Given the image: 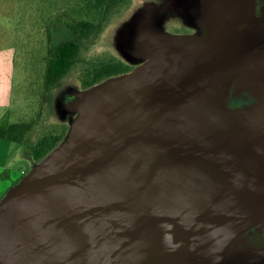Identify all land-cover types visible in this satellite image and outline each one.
Returning a JSON list of instances; mask_svg holds the SVG:
<instances>
[{
	"label": "water",
	"instance_id": "obj_1",
	"mask_svg": "<svg viewBox=\"0 0 264 264\" xmlns=\"http://www.w3.org/2000/svg\"><path fill=\"white\" fill-rule=\"evenodd\" d=\"M239 43L163 39L80 95L0 202V264H264V17ZM241 77L259 102L231 108Z\"/></svg>",
	"mask_w": 264,
	"mask_h": 264
},
{
	"label": "rangeland",
	"instance_id": "obj_2",
	"mask_svg": "<svg viewBox=\"0 0 264 264\" xmlns=\"http://www.w3.org/2000/svg\"><path fill=\"white\" fill-rule=\"evenodd\" d=\"M85 1L0 0L2 125L36 118L44 89L49 40L58 43L64 39L67 28L60 16L65 12L85 16ZM263 17L264 0H134L130 10L106 30L90 55L111 53L127 64L139 67L146 62L141 54L151 55L153 46L161 40L181 35L198 38L210 47H217L214 50L225 47L231 51L240 44L244 33ZM153 30L157 36H153ZM187 31L192 34H180ZM143 36L147 42L145 48L140 45ZM246 81L249 82L248 78L241 77L232 82L227 97L229 107L243 108L259 102L249 90L235 94V91L243 90ZM86 92L78 79L69 80L55 92L51 120L72 126L81 106L88 103L78 102V97ZM248 94L255 102H248L251 100L246 97ZM28 151L24 144L14 146V154L19 158L15 168L30 173L43 161L34 164Z\"/></svg>",
	"mask_w": 264,
	"mask_h": 264
},
{
	"label": "trees",
	"instance_id": "obj_3",
	"mask_svg": "<svg viewBox=\"0 0 264 264\" xmlns=\"http://www.w3.org/2000/svg\"><path fill=\"white\" fill-rule=\"evenodd\" d=\"M133 1L86 0L85 16L67 12L60 16L67 32L58 43L49 40L44 89L37 116L31 121L0 123V137L27 146L29 158L35 163L44 161L66 141L71 125L51 120L55 92L73 78L78 79L82 90L88 91L136 68L111 53L90 55L106 30L130 10Z\"/></svg>",
	"mask_w": 264,
	"mask_h": 264
},
{
	"label": "crops",
	"instance_id": "obj_4",
	"mask_svg": "<svg viewBox=\"0 0 264 264\" xmlns=\"http://www.w3.org/2000/svg\"><path fill=\"white\" fill-rule=\"evenodd\" d=\"M1 119L2 116H0V121ZM15 144V142L0 137V198L2 199L31 173L15 168L19 160L14 154Z\"/></svg>",
	"mask_w": 264,
	"mask_h": 264
},
{
	"label": "flooded vegetation",
	"instance_id": "obj_5",
	"mask_svg": "<svg viewBox=\"0 0 264 264\" xmlns=\"http://www.w3.org/2000/svg\"><path fill=\"white\" fill-rule=\"evenodd\" d=\"M259 14V13H258ZM180 34H192V32H189V31H187V32H184V33H180ZM145 62V61H144ZM137 65H135L134 67H136ZM246 97L248 98V100L249 99H251L250 101H248V102H250V103H253V102H255L254 100H253V97H252V95H246Z\"/></svg>",
	"mask_w": 264,
	"mask_h": 264
}]
</instances>
